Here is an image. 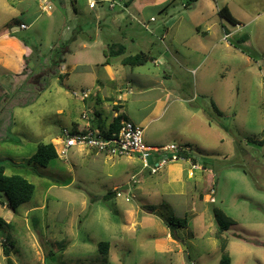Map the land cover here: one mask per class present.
Returning a JSON list of instances; mask_svg holds the SVG:
<instances>
[{"label": "rangeland", "instance_id": "374dc122", "mask_svg": "<svg viewBox=\"0 0 264 264\" xmlns=\"http://www.w3.org/2000/svg\"><path fill=\"white\" fill-rule=\"evenodd\" d=\"M83 3L77 0L78 6ZM181 4L185 0L174 1L177 11L188 16L199 15L203 7H226L239 25L221 20L232 33L223 41L225 32L215 15L205 23H216L210 42L215 48L198 62L183 67L181 61L162 58L170 67L166 84L173 97L159 120L141 126L146 146L163 135L165 146L185 149L193 161L205 164L208 173L202 181L180 171L186 158L142 177L134 155L81 162L86 152L76 148L46 167L28 164L37 145L59 148L61 128L79 120L80 111L107 113L101 105L80 101L73 73L59 75L57 58L72 30L82 24L78 36L90 33L89 18L75 14L74 1L42 14L36 0H0V52L17 56L12 40L28 50L20 57L22 72L0 67V164L5 175H19L34 186L32 198L16 211L0 194V264H7L4 246L12 264H220L222 256L230 264H264V0ZM20 24L28 29L19 30ZM239 34L247 36L246 43L235 44ZM78 47L71 46L73 57L83 52ZM0 63L12 69L9 60ZM136 173L134 199L115 198L114 191ZM172 174L176 180L169 178ZM140 177L155 182L154 192L145 191ZM213 212L227 230L217 232ZM170 217L186 218L187 227L170 231ZM100 242L109 243L106 253L98 249Z\"/></svg>", "mask_w": 264, "mask_h": 264}, {"label": "crops", "instance_id": "0c3cea01", "mask_svg": "<svg viewBox=\"0 0 264 264\" xmlns=\"http://www.w3.org/2000/svg\"><path fill=\"white\" fill-rule=\"evenodd\" d=\"M64 1L66 0L52 1L54 9L56 5H62ZM73 1L75 14L78 15L79 13L81 16L89 18L85 25L89 26L90 33L86 34V38L78 36L82 31V24L72 30L71 37L66 41L68 43L66 53L59 56L61 61L58 66L59 75L67 77L68 71L73 73L77 82L74 90L88 94L86 99H80V101L83 103L89 101L88 104L91 107L101 105L104 107L107 116L105 117L100 110L95 111L94 109L93 115L89 116L88 120L81 119V114L85 113L83 111H80L77 121H70L68 116L67 119L70 121L68 129L72 131L82 132L91 129L106 132L109 130L112 119L119 114L123 116V120H129L140 127L143 126V128L148 127L164 115L167 101L173 97L172 87L166 84L168 78L171 77L168 75L170 67L166 65L167 62H160L162 58L167 59L169 57L174 62L181 61L183 67L198 62L201 55L215 48V43L210 42L215 39L216 23L205 24L215 15L220 20L221 31L229 32L228 29L222 27L221 20H226L217 15L218 8L216 6L207 9L203 7L198 10L199 15L188 16L185 12L177 11L174 5L175 0H117L120 5L127 8L129 13L127 15L121 11L119 6L112 10L109 9L108 0H94L97 2L94 9L88 8V0H84L81 6L77 5V0ZM194 1L185 0V4H181V6L191 8ZM30 8L31 6L28 5L25 9L29 11ZM204 10L205 14L201 12ZM159 13L162 15L159 16ZM229 14L231 15L230 12ZM231 17L238 23L232 15ZM203 25H205L204 29H202ZM243 35H235L236 45H241L239 40ZM206 40L210 43L209 46H207ZM218 41H221L220 37ZM11 42L16 47L17 56H8L7 50L6 52L2 51L0 52V61L9 60L12 69L1 63L0 67L6 71L20 73L25 68L20 57L28 50L20 41L12 40ZM73 44L74 46L78 45L79 50L83 51L76 57H73L75 50L71 49ZM112 45L123 46V54L108 57L106 51ZM140 52L147 54L151 60L139 66L123 64L125 58ZM69 59L71 66L67 65ZM161 70L163 72L160 75L158 72ZM89 111L91 109H88ZM64 128L62 127L61 131ZM154 129L156 130L157 127ZM164 141L163 135H158L153 139L154 145L150 147H163L166 145ZM76 151L79 154L86 152V155L81 158V162H88L90 158L91 161H96V156H101L87 149L76 148ZM154 158L156 159L158 156L155 155L149 159L151 164L155 162ZM186 159V167L180 171H184L189 180L202 181L208 173L205 164L200 165L193 161L189 154H187ZM190 163L198 164V169L193 170ZM139 174L142 177L145 173L138 172ZM196 174L199 176L197 179ZM169 178L176 180L174 174ZM144 180L146 179L141 178V185L145 182ZM145 184H147L145 191L148 194L154 192L155 182L153 180L146 181ZM181 195L185 196V193H181ZM167 237L172 239L168 233Z\"/></svg>", "mask_w": 264, "mask_h": 264}, {"label": "built area", "instance_id": "2783aa9c", "mask_svg": "<svg viewBox=\"0 0 264 264\" xmlns=\"http://www.w3.org/2000/svg\"><path fill=\"white\" fill-rule=\"evenodd\" d=\"M52 1L54 0H36L39 13L49 14L53 9ZM108 8L114 9L119 6L122 12L127 14L128 10L124 5H120L117 0H108ZM89 9H94L97 2L88 0ZM153 20V19H151ZM239 28L238 24L233 25ZM28 29V25L20 24L19 30ZM232 36V33H224L223 41H227ZM81 98L86 99L88 94L82 92ZM77 96V93H73ZM93 115L92 111H87L81 114V119L88 120L89 116ZM59 148L55 147L57 157L65 158L75 148L88 149L96 154L103 155L108 158L137 156L140 163V173L148 172L149 175L156 174L165 164L170 162L182 161L185 158L182 153L186 150L174 145L163 147L146 146L143 142V130L140 126L129 120H121L120 126L116 131H93L91 129L79 132L64 128L56 139ZM154 158L155 162L150 163L149 159ZM191 168L198 169L196 164L190 163ZM137 174L131 175L128 182L120 190H115V198H121L125 202L134 199V184L138 183ZM213 190L210 191L212 193Z\"/></svg>", "mask_w": 264, "mask_h": 264}, {"label": "trees", "instance_id": "16d2710c", "mask_svg": "<svg viewBox=\"0 0 264 264\" xmlns=\"http://www.w3.org/2000/svg\"><path fill=\"white\" fill-rule=\"evenodd\" d=\"M217 15L220 18L228 21L232 26L237 24V22H235V20L229 14L226 7H222L218 9ZM247 39H248L247 36L243 35L240 37L239 41L240 43H244ZM64 45H65V49L61 51V54L66 53L68 43L66 42L64 43ZM123 52H124L123 46L112 45L106 51V55L108 57H114V56H119L123 54ZM57 59L59 62V57ZM150 60L151 59L147 54L140 52L134 56L125 58L123 60V64L128 65V66H139V65H143L147 63ZM54 62L57 63V61H54ZM121 120H123V116L120 114L114 117L112 119V122L109 125L108 131L118 130ZM187 154H188L187 152L182 153L184 158L187 157ZM56 158L58 157H57L55 148L51 143L39 144L37 145L34 153L28 159V164L35 163V164H38L39 166L46 167L51 160H54ZM5 169L6 167L0 164V194L5 195L7 199L8 207L12 211H16L20 205L28 202L32 198V195L34 192V186L31 183H29L26 179H24L23 177L19 175H11V176L5 175ZM109 196H111V193H108V195L104 196L102 199L106 200ZM213 215H214V220L217 224V232L221 233L222 231L227 230L228 224L219 220L218 214L216 212H213ZM3 224H4V221L0 218V227ZM187 225L188 224H187L186 218L175 219L174 217H170L167 221V226L170 229V231H174L175 228L177 227L185 228L187 227ZM108 246H109V243L100 242L98 244V249L102 253H106L108 250ZM2 253H3V256L5 257L6 263L12 264L9 258V251L6 248V246L3 247ZM230 263H231L230 260L226 256L221 257L220 264H230Z\"/></svg>", "mask_w": 264, "mask_h": 264}]
</instances>
